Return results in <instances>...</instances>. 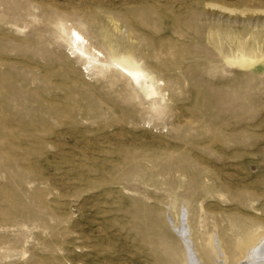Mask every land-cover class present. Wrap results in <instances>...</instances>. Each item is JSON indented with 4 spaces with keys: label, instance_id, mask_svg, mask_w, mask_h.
Segmentation results:
<instances>
[{
    "label": "rangeland",
    "instance_id": "obj_1",
    "mask_svg": "<svg viewBox=\"0 0 264 264\" xmlns=\"http://www.w3.org/2000/svg\"><path fill=\"white\" fill-rule=\"evenodd\" d=\"M258 237L264 0H0V264H236Z\"/></svg>",
    "mask_w": 264,
    "mask_h": 264
},
{
    "label": "bare ground",
    "instance_id": "obj_2",
    "mask_svg": "<svg viewBox=\"0 0 264 264\" xmlns=\"http://www.w3.org/2000/svg\"><path fill=\"white\" fill-rule=\"evenodd\" d=\"M70 37H71V42L72 44H75L76 50L78 51V56H86V53L83 52L82 47L84 44L87 45V42L83 35L78 32L75 29L70 30ZM95 52V51H94ZM97 54V53H96ZM248 63L251 65H254L253 60H249ZM249 64V65H250ZM258 66V64H257ZM131 75L137 76V77H143V74L140 72L136 71L131 73ZM185 226L181 228L180 233L184 231ZM255 240V238H254ZM253 241V240H252ZM185 243V242H184ZM251 243V242H249ZM186 244V243H185ZM186 246V245H185ZM208 250L205 253H208L207 255L209 256L208 263L212 264L214 262V258L219 256L220 249L219 247L213 242V240H209L207 244ZM191 249L189 248V251L186 252L185 256V264H201L198 259L196 258L195 254L190 251ZM240 260L237 261L236 264H264V238L263 237H258L256 239V242L253 244L249 245L247 248L241 249L240 253Z\"/></svg>",
    "mask_w": 264,
    "mask_h": 264
}]
</instances>
